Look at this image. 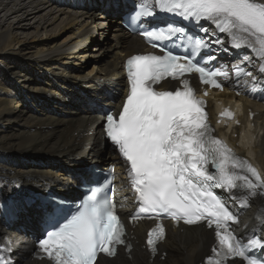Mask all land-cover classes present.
<instances>
[{"label":"bare ground","instance_id":"obj_1","mask_svg":"<svg viewBox=\"0 0 264 264\" xmlns=\"http://www.w3.org/2000/svg\"><path fill=\"white\" fill-rule=\"evenodd\" d=\"M128 8L127 0H0V246L6 247L8 264H50L34 258L27 243L40 234L48 207L39 195L59 190L62 197L73 200L80 194L75 186L89 173L87 166L101 163L102 170L109 164L117 166L114 201L131 248L119 249L111 259L100 257L98 264H202L210 253L211 230L167 222L165 239L153 255L145 244L152 223L130 220L137 200L128 166L106 145L100 130L104 108H118L128 90L123 60L150 50L117 20ZM57 27L58 33L67 32L61 41L49 43L56 37L53 32L46 38L38 35ZM31 29L38 34L30 41L37 42L26 44L19 35ZM95 34L98 38L93 41ZM90 43L94 45L86 53ZM225 48L228 54L219 63L240 62L247 55L252 76L207 98L209 114L215 122V103L241 104L236 122L226 126L220 121L215 129L264 175V73L258 71L260 60L253 51L237 52L228 38ZM89 61L91 74H81L79 68ZM11 153L31 158L12 160ZM8 182L17 190L5 192ZM33 185L36 188L30 189ZM230 201L239 211L236 231L264 235V190L255 195L239 190ZM18 225L23 229L19 231Z\"/></svg>","mask_w":264,"mask_h":264},{"label":"snow or ice","instance_id":"obj_2","mask_svg":"<svg viewBox=\"0 0 264 264\" xmlns=\"http://www.w3.org/2000/svg\"><path fill=\"white\" fill-rule=\"evenodd\" d=\"M152 8L194 22L205 35L172 22L149 25L141 34L163 55L137 54L126 62L129 91L118 118L111 113L106 116L105 134L128 165L129 183L139 202L133 218L146 214L157 220L166 216L187 225L206 223L209 229L214 228L217 240L212 249L217 257L214 264H225L229 257L242 258L246 264H262L264 257L256 259L248 251L264 250V235L257 238L253 233L247 243L233 235L229 223H238L237 215L214 190L255 195L258 189L264 190V175L212 135L205 100L196 96L188 79L181 78L185 73H198L200 82L223 90L218 78H228L227 68L213 69L203 63L215 59L212 44L224 47L219 33H225L236 49H252L260 60L258 71L264 73V0H140V11L132 20L154 19ZM201 21L214 25L215 31ZM212 36L217 38L213 40ZM178 38L187 41L191 50L174 54L167 49V43ZM242 59L252 62L247 55ZM234 74L237 78L252 76L239 65ZM166 77L180 80L182 88L156 90L154 85ZM226 114L232 116L231 112ZM94 181L98 178H82L86 184ZM44 211L46 222L55 230L46 231L39 247L53 264H98L99 254L114 256L117 246L125 243V228L115 204L100 189L92 190L74 211L55 204ZM61 220L67 222L61 224ZM164 235L161 223L151 229L147 241L150 249L155 251ZM0 264H6L2 256Z\"/></svg>","mask_w":264,"mask_h":264},{"label":"rangeland","instance_id":"obj_3","mask_svg":"<svg viewBox=\"0 0 264 264\" xmlns=\"http://www.w3.org/2000/svg\"><path fill=\"white\" fill-rule=\"evenodd\" d=\"M117 20H120L119 18H117ZM116 20V21H117ZM60 20H58L56 23H54L53 25H52V27H55V25H57V23L59 22ZM121 21V20H120ZM112 24V23H111ZM48 29H50V27H48L47 28V30ZM55 29H56V31H55ZM33 30V31H32ZM30 31V32H29ZM29 31H27L26 32V34H25V32L24 33H22V34H20L19 35V39H21V40H23L26 44H27V42H29V44H33V42H37V41H30L32 38V35H34V34H38V35H44V38H46L47 36H49V34H50V32L52 33H54V34H56V35H54V36H56V37H52L51 39H49V43H52V42H56V41H61L62 39H64L66 36H67V32H62V33H58L59 32V27H57V28H54V31H47V32H44L43 33V31L42 30H40L38 33H35V31H34V29H31V30H29ZM32 32V33H31ZM28 33V34H27ZM111 34V32L110 31H108L107 32V35H110ZM30 38V39H29ZM98 38V34H95V36L93 37V41L94 40H96ZM59 43V42H58ZM93 45H94V43H90V44H88V49L86 50V53H89L90 52V49L93 47ZM23 52V51H22ZM21 61H23V59H21V58H19ZM1 64H3L4 65V63H1ZM91 62L89 61V62H87L85 65L84 64H82L83 66L82 67H80L79 69L81 70V74H83V73H85V74H91L90 72H91ZM26 66V65H25ZM91 66V67H90ZM90 70V71H89ZM2 86H4L3 88H5L6 90H9L8 88V86H7V84L3 81L2 82ZM1 90V89H0ZM3 90V89H2ZM0 96H3V95H0ZM105 153H107V149H106V151L104 152V154ZM16 155V156H15ZM15 155H13L12 153L10 154V157L12 158V160H19V161H22V160H25L26 158H31L29 155L26 157V158H21L19 155H17V154H15ZM32 159H30L29 161H31ZM29 161H28V163H29ZM104 164H100V166H103ZM12 183V182H11ZM25 188H27V187H25ZM30 189H32V188H36V186L34 187V185L32 186V187H29ZM6 191L5 192H14V191H16L17 190V186L16 185H10L9 184V182H8V187L6 186ZM75 189V191L77 192L78 190H77V188L75 187L74 188ZM53 192H56L57 194H59V195H61L60 193H59V190H54V191H52V193ZM67 198V197H66Z\"/></svg>","mask_w":264,"mask_h":264}]
</instances>
